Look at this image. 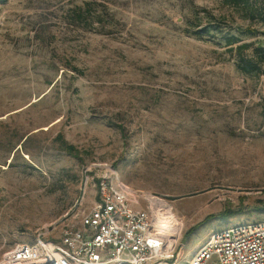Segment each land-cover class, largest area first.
I'll use <instances>...</instances> for the list:
<instances>
[{"label": "rangeland", "instance_id": "374dc122", "mask_svg": "<svg viewBox=\"0 0 264 264\" xmlns=\"http://www.w3.org/2000/svg\"><path fill=\"white\" fill-rule=\"evenodd\" d=\"M263 28L221 0H0V258L79 225L113 172L180 220V264L264 221Z\"/></svg>", "mask_w": 264, "mask_h": 264}, {"label": "built area", "instance_id": "2783aa9c", "mask_svg": "<svg viewBox=\"0 0 264 264\" xmlns=\"http://www.w3.org/2000/svg\"><path fill=\"white\" fill-rule=\"evenodd\" d=\"M95 186L96 200L79 225H66L58 240L39 233L32 242H17L0 264H180L182 229L158 230L163 210L150 200L142 207L141 196L115 172ZM185 264H264V221L212 230Z\"/></svg>", "mask_w": 264, "mask_h": 264}, {"label": "trees", "instance_id": "16d2710c", "mask_svg": "<svg viewBox=\"0 0 264 264\" xmlns=\"http://www.w3.org/2000/svg\"><path fill=\"white\" fill-rule=\"evenodd\" d=\"M223 5L232 8L233 10L240 13L241 17L252 21H261L264 24V0H221ZM248 32L253 34L258 32V29L247 27ZM264 35V28L260 31ZM226 43L232 46L231 50H236L239 53L240 60L238 61V68L245 74H259L261 72V62L254 60L251 57H247L244 54V50L250 48V43H242L234 48V44L237 43L236 37H227ZM254 54L256 56L264 55V49L255 47ZM65 150L72 155L78 156L79 152L76 147L70 143L63 141Z\"/></svg>", "mask_w": 264, "mask_h": 264}, {"label": "bare ground", "instance_id": "6f19581e", "mask_svg": "<svg viewBox=\"0 0 264 264\" xmlns=\"http://www.w3.org/2000/svg\"><path fill=\"white\" fill-rule=\"evenodd\" d=\"M147 199L151 201L152 206L163 210L162 212L165 214V216L160 218L159 223H157L158 230H169L170 233H173L174 231L179 232L182 229V224L180 221H178L170 208L165 206V204L159 198L149 193L147 195Z\"/></svg>", "mask_w": 264, "mask_h": 264}]
</instances>
